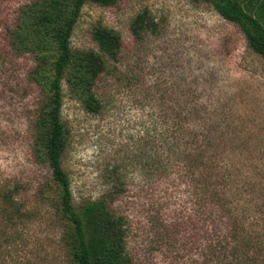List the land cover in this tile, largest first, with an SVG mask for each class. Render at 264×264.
Here are the masks:
<instances>
[{
	"label": "rangeland",
	"instance_id": "obj_1",
	"mask_svg": "<svg viewBox=\"0 0 264 264\" xmlns=\"http://www.w3.org/2000/svg\"><path fill=\"white\" fill-rule=\"evenodd\" d=\"M31 1L0 0V192L10 191L25 213L7 221L0 212V264H74L64 237L68 224L56 210L57 187L32 154L33 121L45 91L29 78L32 54L16 53L6 32ZM144 9L157 31L136 41L129 25ZM98 25L120 34L116 66L139 82L129 88L115 74L103 76L96 114L62 83L67 143L61 165L73 203L113 189L118 169L125 192L114 206L127 215L125 250L135 264H236L226 236L240 264H264V58L236 24L200 0L86 1L71 48L97 50L92 31ZM179 101L196 108L197 127L216 126L212 141L196 151L205 157L196 168L198 182L221 207L214 222L200 213L193 186L183 178L147 177L137 160L147 126L173 123L170 107Z\"/></svg>",
	"mask_w": 264,
	"mask_h": 264
},
{
	"label": "trees",
	"instance_id": "obj_2",
	"mask_svg": "<svg viewBox=\"0 0 264 264\" xmlns=\"http://www.w3.org/2000/svg\"><path fill=\"white\" fill-rule=\"evenodd\" d=\"M86 1L103 6L116 2L33 0L19 7L14 27L6 32L9 45L16 53L32 54L34 65L29 78L45 91L33 121L32 154L37 162L47 165L57 187L56 210L68 224L64 237L74 264H135L125 250L127 215L118 213L114 206L117 196L125 192L119 170L113 171L117 181L113 189L98 199L75 205L68 175L61 165L67 143L61 120L62 83H66L85 111L96 114L103 107L99 95V80L103 76L115 74V79L121 84L124 81L129 88L139 82L133 75L121 73L116 66L122 40L114 29L101 25L93 29L97 50L71 48V33ZM200 1L209 3L222 18L236 24L251 51L264 58V0ZM129 26L136 41H140L145 33L157 31V23L147 9L138 12ZM187 103L185 101V108L181 105L176 109L170 107L173 114L170 125L162 128L155 124L147 126L137 160L147 177L156 176L159 182L183 178L193 186L200 213L214 222L221 207L215 203L214 195L209 194L207 187L198 182L196 168L205 164V157L202 151H196L212 141L216 126L202 122L201 127H197L192 122L196 108L187 109L191 108ZM187 117L189 121H186ZM157 179L152 181V187ZM0 206L7 221L25 217L22 207L6 189L0 192ZM226 237L227 250L236 264H240L237 247L228 241L229 236Z\"/></svg>",
	"mask_w": 264,
	"mask_h": 264
}]
</instances>
